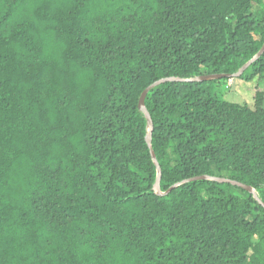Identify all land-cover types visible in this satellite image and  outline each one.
I'll use <instances>...</instances> for the list:
<instances>
[{
    "label": "trees",
    "instance_id": "obj_1",
    "mask_svg": "<svg viewBox=\"0 0 264 264\" xmlns=\"http://www.w3.org/2000/svg\"><path fill=\"white\" fill-rule=\"evenodd\" d=\"M263 44L264 0H0V264H264L253 193L183 182L264 203V91L182 80Z\"/></svg>",
    "mask_w": 264,
    "mask_h": 264
},
{
    "label": "water",
    "instance_id": "obj_2",
    "mask_svg": "<svg viewBox=\"0 0 264 264\" xmlns=\"http://www.w3.org/2000/svg\"><path fill=\"white\" fill-rule=\"evenodd\" d=\"M264 52V44L261 47V49L259 50V52L257 54H255L250 60H248L243 66H241L239 68V70L235 73L232 74H205V75H199L193 78H187V79H182V80H186V81H196V80H209V79H216V78H223V77H227V78H233V77H239L246 68H248V66L254 61L256 60L262 53ZM171 80H181L179 78H175V77H165V78H161L159 80H156L155 82L151 83L150 85H148L141 93L140 98H139V106L140 108L145 112V116L148 122V132L146 135V141L148 143V146L151 150V155L154 158V162L157 166V178L154 184V188L156 190L157 193L159 194H167L170 190H172L174 187H176L177 185H179L180 183H176L174 185H172L170 188H168L166 191H161L160 190V174H161V170L158 164V161L155 158V154L153 152L152 146H151V134H152V119L151 116L149 114V112L147 111L146 107H145V96L147 94V92L155 87L158 84L164 83L166 81H171ZM198 179H210V180H216L219 182H229L233 185L242 187L243 189L253 193L254 197L256 199L259 200V202L264 206V203L259 199L257 193L255 192L254 188L250 185L244 184L242 182H239L237 180H232L230 178H225V177H221V176H209V175H200V176H194V177H190L187 178L185 180H183V182H187V181H192V180H198Z\"/></svg>",
    "mask_w": 264,
    "mask_h": 264
},
{
    "label": "rangeland",
    "instance_id": "obj_3",
    "mask_svg": "<svg viewBox=\"0 0 264 264\" xmlns=\"http://www.w3.org/2000/svg\"><path fill=\"white\" fill-rule=\"evenodd\" d=\"M257 88L264 91V77L260 82L257 78L246 80L239 77H233L221 80L217 92L227 101L248 104L253 107L255 91Z\"/></svg>",
    "mask_w": 264,
    "mask_h": 264
}]
</instances>
